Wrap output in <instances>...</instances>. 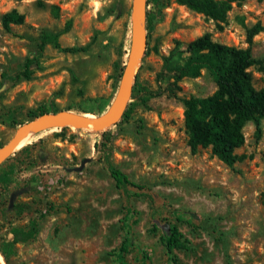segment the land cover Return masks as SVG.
Masks as SVG:
<instances>
[{
  "label": "rangeland",
  "instance_id": "obj_1",
  "mask_svg": "<svg viewBox=\"0 0 264 264\" xmlns=\"http://www.w3.org/2000/svg\"><path fill=\"white\" fill-rule=\"evenodd\" d=\"M130 2L0 0V17L11 9L24 16L8 32L0 25V149L39 107L94 120L104 114L128 62ZM142 13L145 49L118 122L101 131L36 130L0 164L7 182L0 184V247L9 264H172V256L178 264H264V120L257 140L253 125H244L235 150L244 158L230 168L208 149L190 153L173 96L203 98L214 83L205 70L174 83L186 55L167 67L162 60L203 33L246 48L245 29L264 27V0L232 5L221 29L175 0H148ZM42 32L58 34L59 47L38 52ZM251 55L264 68V33L253 37ZM26 58L35 59L30 77L15 81ZM248 72L254 89L264 86V71ZM83 158L90 160L80 172L67 171ZM106 160L142 188L117 189ZM166 223L189 250L166 252Z\"/></svg>",
  "mask_w": 264,
  "mask_h": 264
},
{
  "label": "trees",
  "instance_id": "obj_2",
  "mask_svg": "<svg viewBox=\"0 0 264 264\" xmlns=\"http://www.w3.org/2000/svg\"><path fill=\"white\" fill-rule=\"evenodd\" d=\"M242 1L175 0V3L203 16L205 19L210 20L216 29H221L232 5H238ZM144 6L148 7V0L144 1ZM50 13L57 16V8L51 6ZM145 21L144 30L145 35H147L150 30L148 11L145 13ZM23 22L24 16L14 9L3 13L0 17V25L7 32L11 26L22 25ZM68 26L69 23L66 24L65 29ZM258 33H264V27L259 23L245 29L247 46L244 49L218 44L211 40L209 33H203L189 41L183 50L173 48L166 57H162L163 66L167 67L171 60L181 59L182 54L186 55L181 64L173 70L172 79L174 83L183 78H196L202 70L210 75L215 87L211 95L203 98H178L175 95L173 97L182 105L183 127L190 153H195L198 148L208 149L211 156L229 168L244 158V156L235 154V150L240 148L244 142L242 133L244 125L246 123L253 125L254 138L257 140L260 137L261 121L264 120V86L254 89L251 75L248 72V69L253 66H256L259 71H264L262 62L254 59L251 55L252 39ZM57 38L58 34L42 32L37 44L38 52L49 44L58 48ZM85 50L86 47L63 49L68 53ZM34 63V58H26L21 68L14 73V80H28L31 66ZM132 89L133 86L131 91ZM37 112L40 115L47 111L43 107H39ZM29 116L31 118L37 117L34 112H29ZM106 168L117 189H125L126 187L142 188L131 182L125 174L112 166L108 160H106ZM6 183L0 182L4 186H6ZM160 242L168 254H172L175 250H189L188 241L183 238L174 225L168 223L162 225ZM7 246L10 247L11 243H8ZM118 251H125L123 242L120 244ZM0 255L5 264H9L7 254L1 247ZM171 263L178 264L176 257L172 256ZM118 264L126 263L119 262Z\"/></svg>",
  "mask_w": 264,
  "mask_h": 264
},
{
  "label": "water",
  "instance_id": "obj_3",
  "mask_svg": "<svg viewBox=\"0 0 264 264\" xmlns=\"http://www.w3.org/2000/svg\"><path fill=\"white\" fill-rule=\"evenodd\" d=\"M144 6V0H131L130 2V39L128 49V62L123 67L115 95L110 102L108 108L104 114L97 120L90 119L84 116L73 115L69 113L40 114L31 121L18 126L15 132L7 143L0 149V164L5 161L10 154L14 151L19 140L36 130L42 128H65L71 127L74 129H92L93 131H101L109 128L120 119L124 105L125 90L128 89V93L133 84V80L136 74V69L139 61L143 55L145 49V42L143 37L139 38V31L143 30V13L142 8ZM140 9V10H139ZM63 117L67 119H63ZM89 158H83L77 167L68 169V172H80L84 165L89 162ZM16 192L9 196V207L12 205L13 198Z\"/></svg>",
  "mask_w": 264,
  "mask_h": 264
},
{
  "label": "bare ground",
  "instance_id": "obj_4",
  "mask_svg": "<svg viewBox=\"0 0 264 264\" xmlns=\"http://www.w3.org/2000/svg\"><path fill=\"white\" fill-rule=\"evenodd\" d=\"M141 4H142V0H141ZM139 10H140V9H139ZM142 35H143V30L141 29V30L139 31V38H141ZM127 95H128V89L125 90L124 100L126 99ZM63 119H67V118L63 117ZM30 134H32V132L29 133V134H27V135H25V136H23V137L19 140V142H18V144L16 145L15 149H16V148H19V147L23 144V142L28 138V136H29ZM0 264H5V262H4L3 258L1 257V255H0Z\"/></svg>",
  "mask_w": 264,
  "mask_h": 264
},
{
  "label": "clouds",
  "instance_id": "obj_5",
  "mask_svg": "<svg viewBox=\"0 0 264 264\" xmlns=\"http://www.w3.org/2000/svg\"><path fill=\"white\" fill-rule=\"evenodd\" d=\"M97 6H99V5L97 4Z\"/></svg>",
  "mask_w": 264,
  "mask_h": 264
}]
</instances>
